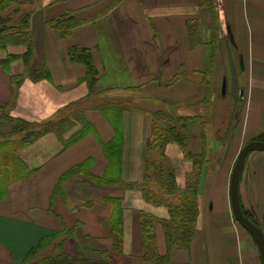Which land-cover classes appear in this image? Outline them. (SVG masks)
I'll return each instance as SVG.
<instances>
[{
	"label": "crops",
	"instance_id": "obj_1",
	"mask_svg": "<svg viewBox=\"0 0 264 264\" xmlns=\"http://www.w3.org/2000/svg\"><path fill=\"white\" fill-rule=\"evenodd\" d=\"M26 1L12 19L31 10L32 57L23 59L21 44L0 48V60L17 56L0 64V148L25 165L0 197V264L60 252L153 264L144 256L141 218L167 210L147 201L138 184L156 112L185 118L188 150L203 155L193 238L167 264H262L234 217L230 178L242 146L264 131V0H212L211 7L201 0ZM67 12L79 24L61 37L47 23ZM72 45L89 48L94 84L85 65L69 59ZM37 67L48 75L34 79ZM111 103L121 107L119 125L102 110ZM19 121L51 128L15 148L9 142L25 133L14 132ZM115 139L121 151L111 165L104 147ZM161 163L183 189L194 166L177 143L164 146ZM238 199L264 234V150L246 155ZM154 233L164 255L160 222Z\"/></svg>",
	"mask_w": 264,
	"mask_h": 264
},
{
	"label": "trees",
	"instance_id": "obj_2",
	"mask_svg": "<svg viewBox=\"0 0 264 264\" xmlns=\"http://www.w3.org/2000/svg\"><path fill=\"white\" fill-rule=\"evenodd\" d=\"M28 1L26 0H0V48H6L8 45L21 44L26 47L23 53V59L29 60L32 57L31 36L29 28V14L31 10L23 11L19 19L12 21V14L20 11ZM212 6V0H201ZM48 26L56 28L61 37L71 35L73 27L79 24L73 13L66 14L48 21ZM189 27L194 32V23H189ZM69 59L73 62L83 63L86 67V79L89 84H94L97 70L92 59L89 48L80 45H72L67 50ZM16 55H9L0 60V64H6ZM47 71L42 68H35L31 76L35 78L45 77ZM16 81L19 82L17 79ZM103 111L111 118L113 123H120V105L112 104ZM107 110V111H106ZM105 113V114H106ZM115 117V118H114ZM51 128V123H26L19 121L15 126V133L25 132L20 139L9 142L15 145V148L31 142L37 135ZM253 140L264 141V131L259 133ZM168 142L177 143L184 156L192 161L194 169L188 175L186 185L183 189H178L175 181L174 172L171 168H164L161 158L164 156V146ZM120 143L118 139L113 140L104 147L111 165L117 164ZM13 153V152H12ZM9 149L0 148V197L5 191L6 184L19 178L25 173V165L14 158ZM202 154L193 155L187 147L186 137V119L183 117H174L164 112L153 114L150 134L146 148V159L143 176L139 182L145 199L158 207H164L167 210L166 216H156L152 213L143 212L141 218V233L144 242V256L153 264H167L173 250L187 249L190 246L196 228L199 215L198 209V186L201 176ZM240 208L244 212L240 202ZM160 222L163 226L167 250L164 255L157 252L155 245L154 224ZM252 222V220H251ZM253 223V222H252ZM42 239L48 242L51 237ZM41 243V244H42ZM37 247L31 248L26 258H31L38 251ZM32 264H114L110 260L103 258L99 260L89 259L82 254L70 255L60 252L53 257H42Z\"/></svg>",
	"mask_w": 264,
	"mask_h": 264
},
{
	"label": "water",
	"instance_id": "obj_3",
	"mask_svg": "<svg viewBox=\"0 0 264 264\" xmlns=\"http://www.w3.org/2000/svg\"><path fill=\"white\" fill-rule=\"evenodd\" d=\"M252 150H264V141L251 140L240 149L230 178V201L235 219L253 236L262 264H264V234L260 228L253 225L243 214L238 199L239 173L244 165L246 155Z\"/></svg>",
	"mask_w": 264,
	"mask_h": 264
},
{
	"label": "rangeland",
	"instance_id": "obj_4",
	"mask_svg": "<svg viewBox=\"0 0 264 264\" xmlns=\"http://www.w3.org/2000/svg\"><path fill=\"white\" fill-rule=\"evenodd\" d=\"M12 21H15L16 19H11ZM112 118V116H111ZM115 118V117H114ZM249 219V218H248ZM249 221L251 222V220L249 219ZM239 224V222H237ZM252 223V222H251ZM253 225H255L256 227L260 228L259 225L255 224L254 222L252 223ZM240 225V224H239ZM245 229V228H244ZM261 229V228H260ZM251 234V233H250Z\"/></svg>",
	"mask_w": 264,
	"mask_h": 264
}]
</instances>
